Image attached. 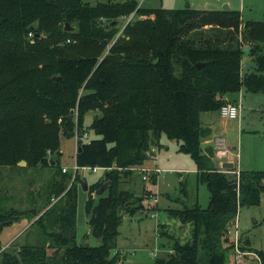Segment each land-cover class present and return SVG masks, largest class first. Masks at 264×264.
Segmentation results:
<instances>
[{
  "label": "trees",
  "instance_id": "trees-1",
  "mask_svg": "<svg viewBox=\"0 0 264 264\" xmlns=\"http://www.w3.org/2000/svg\"><path fill=\"white\" fill-rule=\"evenodd\" d=\"M130 14L135 18L120 31L119 18ZM65 22L74 29L65 31ZM67 39L73 43H60ZM246 59L253 69L243 70ZM240 89L264 92V19L243 21L236 9L143 7L137 0H0V167L55 165L48 154H60L59 131L76 126L75 164L98 166L104 177L89 184L84 200L89 233L100 243L76 242L77 188L68 180L78 172L59 170L48 184L43 208L49 207L31 216L41 242L0 246V264H122L121 253L112 252L118 225L125 212L141 208V195L120 183L162 145L161 134L191 157L209 194L204 207L166 209L188 224V238L172 236L152 264H228L235 254L229 230L239 206L264 196V169L217 166L213 146H201L210 129L200 115L218 112L223 95ZM91 110L100 113L81 130ZM146 179L156 183L157 173ZM16 213L0 207V228ZM255 256L264 264V250Z\"/></svg>",
  "mask_w": 264,
  "mask_h": 264
},
{
  "label": "rangeland",
  "instance_id": "rangeland-1",
  "mask_svg": "<svg viewBox=\"0 0 264 264\" xmlns=\"http://www.w3.org/2000/svg\"><path fill=\"white\" fill-rule=\"evenodd\" d=\"M86 1L94 3L97 0ZM137 2L143 7L196 9H222L226 4L230 9L239 10L243 21L264 19V0H137ZM131 18L135 16L119 18L120 31ZM71 41L73 43V40L60 43L67 45ZM253 66L254 62L246 59L243 70H251ZM231 96H234L239 103V115L233 119L219 116L216 134L224 137L227 146L230 147V152L222 159H232L236 169L262 170L264 169V92L240 89ZM225 101L236 102L235 99ZM99 113V110L87 112L83 117L81 130H86V125L92 117ZM204 114L200 115L201 121L204 119ZM213 114L217 116L218 112L214 111ZM74 130L76 126L69 134L64 133L63 130L59 131L60 154L57 156L48 154V158L57 160L55 165L0 167V207L18 210L16 213L18 217L0 228L1 248L10 245L8 247L10 249L22 244L41 242V228L38 224H31L35 219L31 216L35 211L40 210L41 213L49 207L50 204L43 208L48 196L46 195L48 184L52 177H58L62 167L73 174L76 152ZM86 132L87 139L93 135L90 130ZM213 135L211 131V134L202 140L203 148L211 145ZM159 143L162 145L151 147L150 156L144 166H138L139 168H136L138 171H134L120 183V188L134 195H141V208L129 215L125 212L118 225V234L112 252L118 250L121 253L122 264H152L155 257L165 255L173 241L172 236L181 241L188 238V224H183L178 217L168 214L167 208L192 206L195 200L204 207L208 201V189L205 183L197 182L191 157L179 151L177 141L167 138L165 134L160 135ZM217 159L221 160L216 158L213 160L215 164ZM156 167L160 169L156 183L153 184L148 179L141 178L142 174L148 177V173ZM139 169L147 171L141 173ZM77 172L75 180L72 177L68 180V185L73 183L77 188L76 242L98 244L100 239L90 235L88 230L89 214L84 208V200L89 184L97 179L103 180V170L92 171L88 167H79ZM146 188L149 189L148 192ZM91 195L93 199H96L95 190ZM54 200L56 198L52 201ZM236 219L238 230L236 243L239 245L238 249L242 258L239 264H258L255 250H264V196H261L257 205L239 206ZM229 235L231 238L230 233ZM244 239L248 240L247 244H243ZM51 251L52 248H47L48 253ZM232 259L233 257L230 256L228 264H233Z\"/></svg>",
  "mask_w": 264,
  "mask_h": 264
},
{
  "label": "built area",
  "instance_id": "built-area-1",
  "mask_svg": "<svg viewBox=\"0 0 264 264\" xmlns=\"http://www.w3.org/2000/svg\"><path fill=\"white\" fill-rule=\"evenodd\" d=\"M131 15V14H130ZM28 35H31V32L28 33ZM67 41H69V39H67ZM218 114L220 117L223 118H229V119H233L238 117L239 115V103L238 102H230L227 101L224 104H222L219 109H218ZM82 136L84 138L87 139L88 135L86 132H84L82 134ZM214 156L216 158H219L222 160V158H224L225 156H227V154L230 152L229 147L226 144L225 138L221 137V136H217L214 139ZM76 150H77V145H76ZM84 168V167H81ZM91 168L92 171H95L97 169H101L98 166H94V167H88ZM78 169L77 165L74 164V172ZM62 171H67V169L65 167L61 168ZM155 173H159L160 169L159 168H153L152 169ZM145 171H147L145 169ZM147 176L145 174L142 175V179H146ZM236 221L237 219H235L234 224L232 225V227L229 230V233L231 234V239L233 240L234 243V247H235V254L233 256L234 262L235 264H239V262L241 261V255H240V250L238 249V244L236 243L237 239H238V230H237V225H236Z\"/></svg>",
  "mask_w": 264,
  "mask_h": 264
},
{
  "label": "crops",
  "instance_id": "crops-1",
  "mask_svg": "<svg viewBox=\"0 0 264 264\" xmlns=\"http://www.w3.org/2000/svg\"><path fill=\"white\" fill-rule=\"evenodd\" d=\"M228 9H230L229 7H228ZM132 15V14H131ZM233 93H235V92H233ZM231 94L232 93H230V94H228V93H226V94H224L223 95V98L225 99V100H229V99H235L236 100V102H237V99L233 96H231ZM205 113V114H204ZM203 114H204V119H203V121H201V123H202V125H205V126H208V128L210 129V134H211V131H212V133H214V137H217V136H219V135H217L216 134V129H217V127H218V125H219V115L217 114V116H215L214 114H213V112H203ZM214 137H213V140H212V142H211V145L213 146L214 145ZM222 137V136H221ZM224 138V137H223ZM230 148V147H229ZM213 149H214V147H213ZM216 159V157L214 156V160ZM227 161H231V162H233V167H236V165L234 164V161L232 160V159H222V160H218L217 159V163H216V165L217 166H221L224 162H227ZM222 167V166H221ZM157 168V167H156ZM224 168V167H223ZM194 172H195V174H196V170L194 169ZM160 173V172H159ZM159 173H157V179H158V176H159ZM145 180V179H144ZM157 181V180H156ZM195 202H197V200H195ZM88 230H89V228H88Z\"/></svg>",
  "mask_w": 264,
  "mask_h": 264
},
{
  "label": "water",
  "instance_id": "water-1",
  "mask_svg": "<svg viewBox=\"0 0 264 264\" xmlns=\"http://www.w3.org/2000/svg\"><path fill=\"white\" fill-rule=\"evenodd\" d=\"M222 9H228V6L225 4V5L223 6ZM112 23L115 24V23H116V20H114ZM63 29H64L65 31H71V30L74 29V26L69 25L68 22H65ZM244 58H247V57H244ZM201 64H202V63H197L196 66H197V67H200ZM59 78H60V76H52V79H59ZM78 149H79V147L77 148V150H78ZM77 150H76V151H77ZM19 164H21V165H22V164H25L24 160H20V161H19ZM221 166L224 167V168H232V167H233V162H231V161H227V162H224ZM106 185H107V181L104 182V184L101 185V186L98 188L97 193L100 194V193L104 190V188L106 187ZM83 186L85 187V185H83ZM11 222H12V220L9 219V220H4L2 223H3V224H9V223H11Z\"/></svg>",
  "mask_w": 264,
  "mask_h": 264
}]
</instances>
